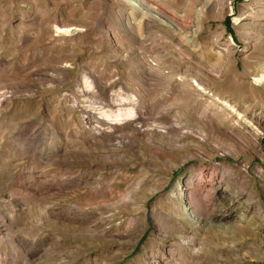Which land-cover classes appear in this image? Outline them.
Returning <instances> with one entry per match:
<instances>
[{
	"label": "rangeland",
	"instance_id": "374dc122",
	"mask_svg": "<svg viewBox=\"0 0 264 264\" xmlns=\"http://www.w3.org/2000/svg\"><path fill=\"white\" fill-rule=\"evenodd\" d=\"M146 1L0 0V264H264V0Z\"/></svg>",
	"mask_w": 264,
	"mask_h": 264
},
{
	"label": "bare ground",
	"instance_id": "6f19581e",
	"mask_svg": "<svg viewBox=\"0 0 264 264\" xmlns=\"http://www.w3.org/2000/svg\"><path fill=\"white\" fill-rule=\"evenodd\" d=\"M140 4L142 6L143 9H145V12L143 13L142 15V19L144 21L143 24H145V27L147 30H150L151 28H156V27H161L162 28V24H164L166 21L162 19V17H160V11L158 8L156 7H151L149 1H146V0H140ZM141 8V9H142ZM143 11V10H142ZM162 14V13H161ZM164 22V23H163ZM169 26H172L171 24H169L168 22H166ZM165 23V24H166ZM183 26V25H182ZM78 32V29L75 28H62V27H58L56 28V32L58 34H70L71 32ZM258 81L260 82H264V74L260 75V77L258 78ZM91 82V81H90ZM88 83V84H92V83ZM88 86V85H87ZM201 90L200 93L201 94H205L207 93V90L205 87L201 86L200 88ZM209 95V94H208ZM108 100V99H107ZM106 100V101H107ZM220 100V99H219ZM222 105L224 106H230L228 104V101H221ZM232 108V107H231ZM124 111V110H123ZM128 111V110H127ZM99 113V112H98ZM105 113V114H104ZM130 113H132V118H130V115L129 114H126V115H129V118L130 120L133 119L135 120L134 122H129L131 126H133V124H135L136 122H138L137 120H139V117H136V116H139L140 114L138 113V111L134 108L133 110H130ZM100 114V113H99ZM87 115H90V116H93L94 114L93 113H87ZM97 115V114H96ZM95 115V116H96ZM101 116L103 115H107L109 116V113L106 114V112L102 111V113L100 114ZM121 116V115H120ZM97 117V116H96ZM115 117V116H113ZM125 117V116H123ZM98 118V117H97ZM107 119H104V117L102 118V120L104 122H107V124L110 125H114L116 123H119V122H122V120L118 119L117 116L115 118H108L106 117ZM96 120V119H95ZM126 120V119H125ZM123 121V122H126V121ZM140 121V120H139ZM134 127V126H133ZM136 128V127H134ZM138 128H136L137 130ZM26 133V132H25ZM102 134V133H101ZM104 134V133H103ZM27 136H30V131L27 132ZM25 142V141H24ZM27 145V144H26ZM183 187H185V185L182 184V182H178L177 186H176V189H175V192H174V195L177 196L180 200V204H181V207H182V210L185 211L184 214L185 216L192 222V225H198V226H202L203 227V224H202V220L200 219V217H198L196 215V211H195V208H194V205L190 202V196H188V192L187 190H184ZM188 189V188H187ZM184 190V192H183ZM237 197L238 196H233L232 197V201H236L237 200ZM239 204V203H238ZM239 207H241V205H239ZM209 225L212 224V222H209L208 223ZM204 225H206V223H204ZM220 226V224L218 225ZM189 242V239L184 241V243H187Z\"/></svg>",
	"mask_w": 264,
	"mask_h": 264
}]
</instances>
